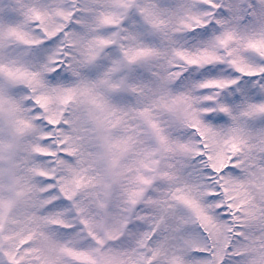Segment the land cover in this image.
I'll use <instances>...</instances> for the list:
<instances>
[{
	"label": "snow or ice",
	"instance_id": "6c2138e0",
	"mask_svg": "<svg viewBox=\"0 0 264 264\" xmlns=\"http://www.w3.org/2000/svg\"><path fill=\"white\" fill-rule=\"evenodd\" d=\"M0 264H264V0H0Z\"/></svg>",
	"mask_w": 264,
	"mask_h": 264
}]
</instances>
